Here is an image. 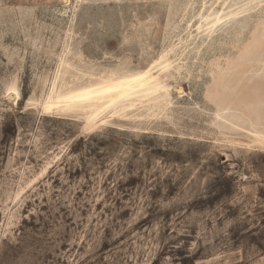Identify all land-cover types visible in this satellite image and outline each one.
<instances>
[{
    "label": "rangeland",
    "instance_id": "rangeland-1",
    "mask_svg": "<svg viewBox=\"0 0 264 264\" xmlns=\"http://www.w3.org/2000/svg\"><path fill=\"white\" fill-rule=\"evenodd\" d=\"M160 61L143 109L44 110ZM0 264H264V0H0Z\"/></svg>",
    "mask_w": 264,
    "mask_h": 264
},
{
    "label": "bare ground",
    "instance_id": "bare-ground-1",
    "mask_svg": "<svg viewBox=\"0 0 264 264\" xmlns=\"http://www.w3.org/2000/svg\"><path fill=\"white\" fill-rule=\"evenodd\" d=\"M223 17L226 18V15L217 16L209 21L210 31L213 32L225 19ZM170 65L160 61L157 65L160 71L155 72L156 67L152 66L136 74L103 79L96 84L75 86L69 90H66L67 85L65 86L64 83L55 81L44 101V110L46 112L76 110L85 113L88 123L93 127L95 122L100 120L99 117L110 108L122 107V112H126L133 111L139 105L143 109L145 103H157L160 92L168 91L160 76L170 68ZM12 86L9 89L8 98L15 103L19 101L20 93L16 87ZM177 93L178 96L184 95L179 89ZM114 114L121 116L123 113L116 111Z\"/></svg>",
    "mask_w": 264,
    "mask_h": 264
}]
</instances>
